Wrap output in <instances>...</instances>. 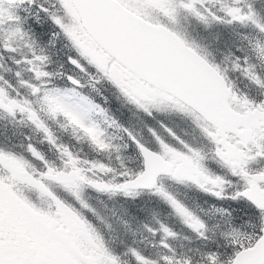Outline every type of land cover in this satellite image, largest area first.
I'll return each instance as SVG.
<instances>
[{
    "label": "snow or ice",
    "instance_id": "1",
    "mask_svg": "<svg viewBox=\"0 0 264 264\" xmlns=\"http://www.w3.org/2000/svg\"><path fill=\"white\" fill-rule=\"evenodd\" d=\"M0 264H264V0H0Z\"/></svg>",
    "mask_w": 264,
    "mask_h": 264
}]
</instances>
